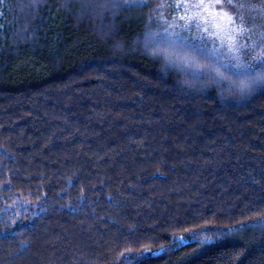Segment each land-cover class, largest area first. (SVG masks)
<instances>
[{
    "label": "trees",
    "instance_id": "1",
    "mask_svg": "<svg viewBox=\"0 0 264 264\" xmlns=\"http://www.w3.org/2000/svg\"><path fill=\"white\" fill-rule=\"evenodd\" d=\"M161 4L0 0V264H264V88L184 84Z\"/></svg>",
    "mask_w": 264,
    "mask_h": 264
},
{
    "label": "snow or ice",
    "instance_id": "2",
    "mask_svg": "<svg viewBox=\"0 0 264 264\" xmlns=\"http://www.w3.org/2000/svg\"><path fill=\"white\" fill-rule=\"evenodd\" d=\"M148 3L149 0H79V7L82 12L103 15L109 10L145 7ZM228 3L238 11H227L222 0H177L174 6L185 10L179 17L183 22L168 23L167 18L158 13L157 18L168 26L159 31H147L142 43L150 56L164 62L165 68L183 73L186 77L183 83L187 86L216 85L223 90L236 91L243 98L264 88V24H245V12L260 9L264 14V4L248 0L234 5L228 0ZM185 32L188 35H184ZM245 35L251 38L250 42H242ZM246 49L251 50V59L245 58ZM259 227L264 228V221ZM200 242L212 243L213 237L205 236ZM24 246L22 243L21 249Z\"/></svg>",
    "mask_w": 264,
    "mask_h": 264
},
{
    "label": "rangeland",
    "instance_id": "3",
    "mask_svg": "<svg viewBox=\"0 0 264 264\" xmlns=\"http://www.w3.org/2000/svg\"><path fill=\"white\" fill-rule=\"evenodd\" d=\"M208 2H212V0H208ZM242 2V0H232V4H237ZM250 3H255V4H264V0H248ZM177 3V0H165V5L169 7L170 9H173L179 17L184 14L185 10L181 8H177L174 5ZM221 5H217V7H220ZM222 6L229 12L236 13L238 9L233 7L228 3V0H222ZM254 19L257 20V24H262L264 22H261L260 20L264 19V14H261L260 9H255L253 11H247L245 12V24L247 25L249 23L248 19ZM250 25V24H248ZM195 236L193 234H190L188 236H184L182 240L184 241H189V240H194Z\"/></svg>",
    "mask_w": 264,
    "mask_h": 264
}]
</instances>
